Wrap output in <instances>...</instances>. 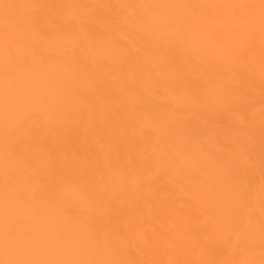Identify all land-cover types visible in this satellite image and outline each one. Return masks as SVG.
<instances>
[{
  "label": "bare ground",
  "instance_id": "bare-ground-1",
  "mask_svg": "<svg viewBox=\"0 0 264 264\" xmlns=\"http://www.w3.org/2000/svg\"><path fill=\"white\" fill-rule=\"evenodd\" d=\"M0 264H264L261 0H0Z\"/></svg>",
  "mask_w": 264,
  "mask_h": 264
},
{
  "label": "snow or ice",
  "instance_id": "snow-or-ice-1",
  "mask_svg": "<svg viewBox=\"0 0 264 264\" xmlns=\"http://www.w3.org/2000/svg\"><path fill=\"white\" fill-rule=\"evenodd\" d=\"M262 4H264V0H261Z\"/></svg>",
  "mask_w": 264,
  "mask_h": 264
}]
</instances>
